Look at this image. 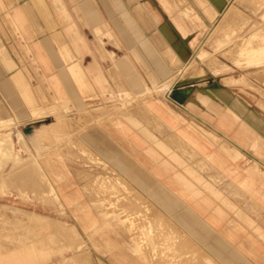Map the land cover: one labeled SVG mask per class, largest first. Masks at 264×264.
Returning <instances> with one entry per match:
<instances>
[{
	"label": "crops",
	"instance_id": "obj_1",
	"mask_svg": "<svg viewBox=\"0 0 264 264\" xmlns=\"http://www.w3.org/2000/svg\"><path fill=\"white\" fill-rule=\"evenodd\" d=\"M102 1L0 0V122L11 120L15 133L27 125L53 129L61 117L64 128L75 112L105 101L115 113L87 135L94 150L179 227L209 236L216 264H264L261 106L219 77L210 89L179 87L190 81L177 78L181 66L168 76L170 57L135 51L133 7L119 11L120 6ZM231 1L190 0L193 9L173 16L179 39L164 38L165 43L175 46L191 34L185 18L209 22ZM161 2L173 13L169 0ZM119 12L125 23L119 22ZM206 39L189 58L195 56L202 67L206 60L209 64V56L199 57ZM209 65L216 72L230 67L218 57ZM203 68L192 79L208 74ZM149 76L159 91L179 88L146 102L131 101L152 92ZM144 85L151 91L144 92ZM61 188L65 194L66 185ZM157 189L165 197L154 196ZM165 200L173 211L164 207Z\"/></svg>",
	"mask_w": 264,
	"mask_h": 264
},
{
	"label": "rangeland",
	"instance_id": "obj_2",
	"mask_svg": "<svg viewBox=\"0 0 264 264\" xmlns=\"http://www.w3.org/2000/svg\"><path fill=\"white\" fill-rule=\"evenodd\" d=\"M169 1L173 13L167 12L161 0L102 3L118 5L119 11L125 6L133 7L135 51L150 58L170 57L168 76L216 28L204 44L209 50L206 58L209 56L210 64L218 57L230 67L215 72L206 58H201L206 60L202 65L208 74L192 79L193 73H204L201 62L196 60L184 73L183 81H190L179 87L210 89L219 77L245 99L261 106L264 114V0L231 1L222 14L209 18V22L201 23L195 15L185 18V24L192 27L191 34L184 35L175 46L166 44L164 39L172 42L174 37L178 38L171 27L173 16L194 6L190 0ZM193 13L203 18L200 12ZM117 15L119 22L125 23L124 12ZM122 26L125 28V24ZM139 34L146 38L140 39ZM148 38V43H143ZM147 80L152 92L131 101L146 102L179 88L159 91L154 87L153 76ZM168 85L169 82L160 90ZM144 86V92L151 91L148 85ZM54 105L57 108L58 104ZM112 113L115 110L104 101L75 112L64 128L59 117L57 127L38 135L34 131L39 126L27 125L14 133L15 123L0 122V264H214L213 253L207 252L213 249L209 248V236L193 235V241L187 239L189 233L182 224L183 228L158 211L108 157L94 150L93 139H87V135L106 126ZM67 192L74 198L67 197ZM164 193L157 189L153 195L165 197ZM164 204L168 211H173V203L165 200ZM184 240L191 245L187 246Z\"/></svg>",
	"mask_w": 264,
	"mask_h": 264
},
{
	"label": "bare ground",
	"instance_id": "obj_3",
	"mask_svg": "<svg viewBox=\"0 0 264 264\" xmlns=\"http://www.w3.org/2000/svg\"><path fill=\"white\" fill-rule=\"evenodd\" d=\"M230 9H231V7H230ZM230 9L228 10V13H229V11H230ZM219 22V21H218ZM226 26V25H225ZM216 27V26H215ZM214 29V28H213ZM216 30V28L213 30V31H211L210 33H209V38H208V40L211 38V36L214 34V31ZM206 41H207V39H206ZM206 41H205V43H206ZM211 45L212 46H214L215 45V43H214V40L211 42ZM208 55V52H207V50L204 48V47H202L201 48V51L199 52V56H200V58H206V56ZM196 58H195V56L194 57H192V59H189L184 65H182L176 72H178L179 73V75H178V79H179V81H183L184 79V73H186L188 70H190V68H192V66H194V64L196 63ZM214 60V59H213ZM214 62V61H213ZM251 62V61H250ZM215 63V62H214ZM218 63V62H217ZM247 63V62H246ZM260 64V63H259ZM253 65H255V64H253ZM216 72V71H215ZM145 87V86H144ZM112 94V93H111ZM61 121H63V120H61ZM53 126H55V127H57V125H53ZM54 127V128H55ZM51 129V124H47V125H43V127L42 128H36L35 129V134L36 135H38V134H41L42 132H45L46 130H50ZM108 164V163H107ZM134 164V163H133ZM135 166V165H134ZM134 168V167H133ZM133 174V173H132ZM135 175V174H134ZM118 178H120V177H118ZM217 178V177H216ZM106 181V180H105ZM109 182V181H108ZM124 182V181H123ZM128 182V181H127ZM125 183V182H124ZM118 185V184H117ZM132 185V184H131ZM113 186V185H112ZM116 186V185H115ZM8 187V186H7ZM132 187V186H131ZM117 188V187H116ZM134 188H136V187H134ZM129 189H130V187H129ZM10 191H12V190H10ZM24 191V190H23ZM23 191H18L19 193H21L22 194V192ZM139 191V190H138ZM26 192V191H25ZM24 192V193H25ZM16 193H17V190H16ZM25 194H27V193H25ZM24 194V195H25ZM32 194V193H31ZM40 194V193H39ZM141 194V193H140ZM144 198V197H143ZM153 198V197H152ZM162 204V203H161ZM104 207H105V205H104ZM164 207H165V204H164ZM163 207V209L165 210V208ZM157 210H155V212H156ZM158 211H161V209L160 210H158ZM157 211V212H158ZM152 218V217H151ZM173 232V231H172ZM176 232V231H175ZM187 239H189V240H191V241H193L192 239L194 238V236L193 235H188V237H186ZM185 238V239H186ZM186 239V240H187ZM186 245L188 244V243H186V241L184 240L183 241ZM195 242H196V240H195ZM194 242V243H195ZM183 243V244H184ZM201 244V242H199V241H197V244ZM177 245H179V244H177ZM189 245H191V243L189 242ZM189 245H187V246H189ZM191 247V246H190ZM200 247V246H199ZM198 247V248H199ZM204 250V249H203ZM193 252H195V251H193ZM208 253H209V251H207ZM208 253H207V256H208ZM203 255V254H202ZM209 255H211V254H209ZM79 256V255H78ZM81 256V255H80ZM210 257H212V255L210 256ZM213 258V257H212ZM210 260V259H209ZM214 262V264H215V260L213 261ZM183 263V262H182ZM212 264V263H211Z\"/></svg>",
	"mask_w": 264,
	"mask_h": 264
}]
</instances>
